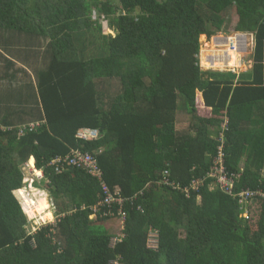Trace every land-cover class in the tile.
Listing matches in <instances>:
<instances>
[{"label": "trees", "instance_id": "16d2710c", "mask_svg": "<svg viewBox=\"0 0 264 264\" xmlns=\"http://www.w3.org/2000/svg\"><path fill=\"white\" fill-rule=\"evenodd\" d=\"M231 13L258 50L264 0H0V87L18 86L0 93V264H264V197L233 196L264 191V106L241 74L198 59L200 35ZM81 127L100 135L82 140ZM220 145L232 192L212 178L195 188ZM72 149L94 155L100 181L69 164ZM29 175L57 216L34 231L14 194ZM102 183L124 203L89 218Z\"/></svg>", "mask_w": 264, "mask_h": 264}, {"label": "built area", "instance_id": "2783aa9c", "mask_svg": "<svg viewBox=\"0 0 264 264\" xmlns=\"http://www.w3.org/2000/svg\"><path fill=\"white\" fill-rule=\"evenodd\" d=\"M206 37V36H205ZM214 43V46L219 48L216 49V51L220 52L221 56L228 57L230 53L234 55H238L240 57V54L242 52H245L247 50L248 46V38H247V32H240V31H235L232 34H222L219 33L216 36L212 38V41ZM204 43H206V38L204 40ZM203 56V52H201L200 55H198L199 58V64L202 69H209L204 67L205 65L201 61V58ZM236 67V66H232ZM232 72H235V69H228ZM223 71V70H220ZM34 127V124H29V128L32 129ZM227 128V121L225 120V123L221 126L222 131ZM21 133H23V129H19ZM100 135L99 131L95 128H88V127H81L78 129L76 136L82 140H94ZM224 157H225V152L223 150V146L220 145L218 147V152L216 156L214 157L213 160V166L208 172L207 175L204 177L195 180L192 185L197 188L201 183L204 182L207 178H212L214 182V186L217 185L220 188H224L229 191V193L232 192L233 184H234V175H229L228 172L226 171V167L224 164ZM55 161V160H53ZM69 164L76 165L77 167L84 168L87 170L90 174L95 175L97 178L100 179L102 178V172L97 166L96 158L94 155L86 152H82L79 149H72L71 150V155L68 160ZM165 179V178H164ZM102 186L104 187V192H105V198L103 202H100L93 206V215L98 216L100 215L101 217H111L115 214V212L110 209H102L103 207L101 205L103 204H110L113 201H117L119 203H124V200L121 196L115 197L112 195V193L108 190L105 184L102 183ZM252 195H261L264 197V191H262L260 188H258L256 191H250L248 189H242V191L233 194V196L238 197L240 201H243V199L251 197ZM120 223L124 222L125 219V213L123 209H119L116 211ZM42 224H45V222H42ZM40 222L36 223V227L38 228L39 226L42 225ZM148 239V244L156 248L157 247V242H158V232L156 230H151L149 232V235L147 237ZM117 264V262H115Z\"/></svg>", "mask_w": 264, "mask_h": 264}, {"label": "rangeland", "instance_id": "374dc122", "mask_svg": "<svg viewBox=\"0 0 264 264\" xmlns=\"http://www.w3.org/2000/svg\"><path fill=\"white\" fill-rule=\"evenodd\" d=\"M235 23H236L235 16L232 15V13L229 14V17L223 23L222 30L217 32L216 34L234 33ZM110 32H113V31L109 28V26L108 27L105 26V33H110ZM199 39L201 41L200 50L201 52H203L202 60L204 61L207 60L206 61L207 66H204V67L214 69V70H223V71H229L228 69L240 68L242 60H243V55L240 54L241 63L239 64V66H237V60L235 56H228V57L221 56L220 52L216 51V49H219V48L213 45L214 43L210 41V37L208 38L206 37V43H204V40H205L204 34L200 35ZM25 66L27 67V65ZM232 66H237V67L232 68ZM5 71H7V68H4V70L0 72V74L3 75ZM4 83H5V87H0V93L7 101H9L6 98L7 94L9 93V96L12 97L14 90L18 86L16 83L11 81V79L7 80V78L6 79L4 78ZM2 96L0 100L2 104H4V102L2 101ZM188 124H189V117L186 114L185 110L182 109V111H178V116L176 118V128L179 130H185ZM29 164L30 166L32 165V163H29ZM38 179H39V176H36V175L27 176L24 180L26 184L23 189L24 192L22 194L16 191L14 192L16 198L18 199L22 207L24 214L26 215L28 219V223H29V227L31 228V231H34L37 228L36 223L40 222L42 224V222H45V223L51 222L52 224H55L57 220V216L55 215L54 204L47 197V193L34 185V181ZM39 185L43 187V184L41 182ZM44 197L46 198L47 206L39 204L40 200L43 199ZM48 211L52 213L51 218L44 217V215L41 216L40 214L41 212L45 214ZM106 223L109 225L110 230L117 231L120 228V223L118 220H107ZM111 264H116V263H111Z\"/></svg>", "mask_w": 264, "mask_h": 264}, {"label": "crops", "instance_id": "0c3cea01", "mask_svg": "<svg viewBox=\"0 0 264 264\" xmlns=\"http://www.w3.org/2000/svg\"><path fill=\"white\" fill-rule=\"evenodd\" d=\"M244 32H247L248 46H247V50L245 52H242L241 54L243 55L242 63L239 57V64L241 63V66L240 68L235 69L234 74L236 75V80L238 79V76L241 74L242 80L250 82L253 86L256 87L254 92H250V95L260 96L261 100H258V102L260 104L263 103L264 106V101H262L264 100V38H261L260 46L257 50L255 32L253 31H244ZM200 58L201 61L203 62L202 57ZM239 64L237 66H239ZM26 105L29 104L26 103ZM0 107L4 108L3 105H1ZM7 107L9 106L7 105ZM11 109H15V110L23 109L25 110V112L29 110L27 106L18 107L17 105H15V107ZM175 129L178 131H182L176 128V124H175Z\"/></svg>", "mask_w": 264, "mask_h": 264}, {"label": "clouds", "instance_id": "9594fccd", "mask_svg": "<svg viewBox=\"0 0 264 264\" xmlns=\"http://www.w3.org/2000/svg\"><path fill=\"white\" fill-rule=\"evenodd\" d=\"M240 32H243V31H240ZM216 35H217V34H216ZM216 35H215V34L212 35V36L210 37V41H212V38H213L214 36H216ZM205 36H206V35H204V37H205ZM206 37H207V36H206ZM206 37H205V38H206ZM207 38H208V37H207ZM200 44H201V41H200ZM200 47H201V45H200ZM200 54H201V50H200V52H199V55H200ZM198 59H199V58H198ZM200 67H201V66H200ZM209 69H210V68H209ZM205 70H206V69H205ZM31 158H33V157H31ZM31 158H30V159H31ZM33 161H34V159H33ZM29 163H32V162L29 160ZM118 221H119V219H118ZM48 223H51V222H46L45 224H48ZM119 223H120V222H119ZM45 224H42V225H45ZM42 225H41V226H42ZM41 226H39V227H41ZM39 227H38V228H39Z\"/></svg>", "mask_w": 264, "mask_h": 264}, {"label": "bare ground", "instance_id": "6f19581e", "mask_svg": "<svg viewBox=\"0 0 264 264\" xmlns=\"http://www.w3.org/2000/svg\"><path fill=\"white\" fill-rule=\"evenodd\" d=\"M235 58H236V60H237V65L239 64V57H238V55H235ZM95 216L93 215V214H91L90 216H89V218H94ZM147 244H148V239H147ZM149 245V244H148Z\"/></svg>", "mask_w": 264, "mask_h": 264}]
</instances>
